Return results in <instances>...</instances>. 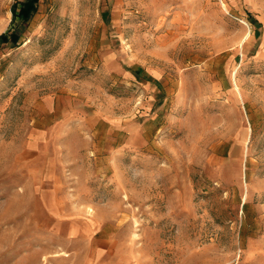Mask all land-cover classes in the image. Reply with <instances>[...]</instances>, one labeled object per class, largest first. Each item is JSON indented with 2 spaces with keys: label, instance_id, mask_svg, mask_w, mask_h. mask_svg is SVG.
<instances>
[{
  "label": "rangeland",
  "instance_id": "obj_1",
  "mask_svg": "<svg viewBox=\"0 0 264 264\" xmlns=\"http://www.w3.org/2000/svg\"><path fill=\"white\" fill-rule=\"evenodd\" d=\"M15 2L0 264H264V0Z\"/></svg>",
  "mask_w": 264,
  "mask_h": 264
},
{
  "label": "trees",
  "instance_id": "obj_2",
  "mask_svg": "<svg viewBox=\"0 0 264 264\" xmlns=\"http://www.w3.org/2000/svg\"><path fill=\"white\" fill-rule=\"evenodd\" d=\"M39 0H24L20 2L16 0L13 6V21L17 19L22 23L29 22L37 11ZM20 8L18 9V6ZM20 35L15 30H9L0 35V50L2 45H10L12 47L19 43Z\"/></svg>",
  "mask_w": 264,
  "mask_h": 264
}]
</instances>
